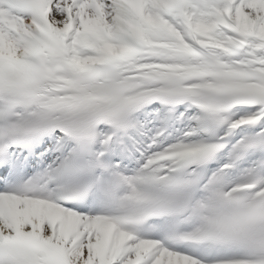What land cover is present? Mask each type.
Here are the masks:
<instances>
[{
	"label": "snow or ice",
	"instance_id": "6c2138e0",
	"mask_svg": "<svg viewBox=\"0 0 264 264\" xmlns=\"http://www.w3.org/2000/svg\"><path fill=\"white\" fill-rule=\"evenodd\" d=\"M0 264H264V0H0Z\"/></svg>",
	"mask_w": 264,
	"mask_h": 264
}]
</instances>
